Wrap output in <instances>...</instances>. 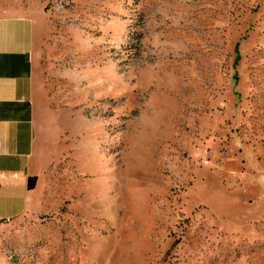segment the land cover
Instances as JSON below:
<instances>
[{
  "label": "rangeland",
  "instance_id": "374dc122",
  "mask_svg": "<svg viewBox=\"0 0 264 264\" xmlns=\"http://www.w3.org/2000/svg\"><path fill=\"white\" fill-rule=\"evenodd\" d=\"M43 2L34 103L76 127L0 264H264V0Z\"/></svg>",
  "mask_w": 264,
  "mask_h": 264
},
{
  "label": "crops",
  "instance_id": "0c3cea01",
  "mask_svg": "<svg viewBox=\"0 0 264 264\" xmlns=\"http://www.w3.org/2000/svg\"><path fill=\"white\" fill-rule=\"evenodd\" d=\"M43 6V0H0V222L35 210L39 175L48 164L43 130L49 138L76 127V117L39 111L34 103L32 46L46 17ZM30 176L37 180L28 189Z\"/></svg>",
  "mask_w": 264,
  "mask_h": 264
},
{
  "label": "water",
  "instance_id": "95a60500",
  "mask_svg": "<svg viewBox=\"0 0 264 264\" xmlns=\"http://www.w3.org/2000/svg\"><path fill=\"white\" fill-rule=\"evenodd\" d=\"M36 180H37L36 176H30L28 178V180H27L28 189H31V188H33L35 186Z\"/></svg>",
  "mask_w": 264,
  "mask_h": 264
},
{
  "label": "trees",
  "instance_id": "16d2710c",
  "mask_svg": "<svg viewBox=\"0 0 264 264\" xmlns=\"http://www.w3.org/2000/svg\"><path fill=\"white\" fill-rule=\"evenodd\" d=\"M235 48H236V50H235L236 55H235L234 61H233V65L234 66L237 64V61L239 60V54H238V50H237V44H236Z\"/></svg>",
  "mask_w": 264,
  "mask_h": 264
}]
</instances>
